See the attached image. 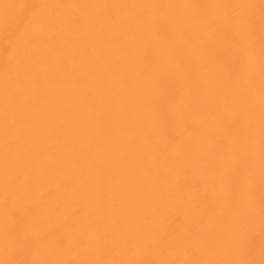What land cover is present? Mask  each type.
<instances>
[{"label":"bare ground","instance_id":"obj_1","mask_svg":"<svg viewBox=\"0 0 264 264\" xmlns=\"http://www.w3.org/2000/svg\"><path fill=\"white\" fill-rule=\"evenodd\" d=\"M0 264H264V0H0Z\"/></svg>","mask_w":264,"mask_h":264}]
</instances>
